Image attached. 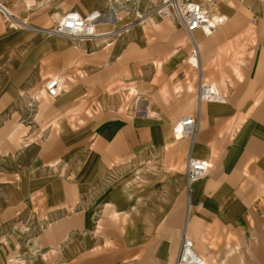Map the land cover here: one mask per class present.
Returning a JSON list of instances; mask_svg holds the SVG:
<instances>
[{"label": "crops", "instance_id": "0c3cea01", "mask_svg": "<svg viewBox=\"0 0 264 264\" xmlns=\"http://www.w3.org/2000/svg\"><path fill=\"white\" fill-rule=\"evenodd\" d=\"M0 2L27 24L10 27L0 11V264H175L184 236L208 264H264V0L213 6L227 22L195 31L201 69L187 61L184 32L157 16L127 43L35 30L68 11L114 9L119 18L97 27L115 31L149 0L129 10L111 0ZM56 75L63 92L34 98ZM201 79L227 102H199ZM122 86L138 88L135 103L157 116L99 112L95 102L116 101ZM187 116L198 132L177 139L172 128ZM189 153L213 163L190 188Z\"/></svg>", "mask_w": 264, "mask_h": 264}, {"label": "built area", "instance_id": "2783aa9c", "mask_svg": "<svg viewBox=\"0 0 264 264\" xmlns=\"http://www.w3.org/2000/svg\"><path fill=\"white\" fill-rule=\"evenodd\" d=\"M117 4H139V0H111ZM223 0H149L150 8L144 13L136 12V21L144 18L145 15L157 16L160 19H168L179 24L186 32L191 45L192 53L188 58V62L194 67L201 69L200 66V46L195 38V31L202 30L205 35L212 34L217 28L227 22V16L220 12H213V6ZM228 1H243V0H228ZM251 8V6H249ZM0 11L7 18L9 25L12 27L15 22L19 25L27 26L15 18L0 2ZM113 14L116 12L112 9ZM97 12H91L88 15H83L79 11L72 10L65 13L58 21L56 26L51 29L35 28L38 32L48 36H66L74 42H83L95 38H103L107 44L113 42L127 43L132 39L133 31L121 28L115 31L98 32L97 24L101 17H105L103 13L96 16ZM111 16L107 17L110 18ZM115 19L117 17L115 16ZM20 26L19 27H23ZM194 57L197 62H191ZM64 90L63 79L56 75L49 78L45 84L46 94L50 97H58ZM198 101L207 102H227V95L220 92L216 83L204 82L202 79L199 84ZM138 104V103H137ZM137 112L139 111L138 108ZM143 113L148 114L147 107L143 108ZM140 112V111H139ZM199 118L195 116H187L181 118L173 128L175 138L181 139L184 137L195 138L198 132ZM180 135V136H179ZM213 163L208 159L197 158L189 153L185 161V179L187 187L191 184L206 178ZM175 264H208L194 249L193 242L187 236L183 237L180 251Z\"/></svg>", "mask_w": 264, "mask_h": 264}, {"label": "rangeland", "instance_id": "374dc122", "mask_svg": "<svg viewBox=\"0 0 264 264\" xmlns=\"http://www.w3.org/2000/svg\"><path fill=\"white\" fill-rule=\"evenodd\" d=\"M9 5V7H10V4H8ZM120 6H122L123 7V9L124 10H129L130 8H134L135 7V5H134V3L133 4H131V3H129V5H127V4H125V5H120ZM11 8V10H13L14 12H15V14L17 13V11L11 6L10 7ZM89 14V13H88ZM88 14H85V15H88ZM126 14H128L126 11L124 12V13H120L119 15H121L122 16V18H123V16L124 15H126ZM17 15V14H16ZM148 16H153V15H145L144 16V18L143 19H145L146 17H148ZM135 20H137V19H135ZM135 20H133L132 22H129V23H127L128 25L129 24H131V23H133L134 25L132 26V28H130L129 29V31H131V30H135L136 28H139V27H142L143 25H139L138 24V22H135ZM138 20H141V19H138ZM145 23V22H144ZM144 23H142V24H144ZM170 24H172L175 28L177 27V28H179L180 30H182L183 32H184V36L186 37L185 39H186V41H187V44H190V46H191V49H192V45H191V42H190V40H189V38H188V36H187V34H186V32L184 31V29L179 25V24H177V23H175V22H173V21H171V22H169ZM127 24H125L122 28H126V25ZM11 27V26H10ZM12 27H19V25L15 22V25L14 26H12ZM119 30V29H118ZM98 31H100V30H98ZM137 90H139L138 88H134V87H129V86H122V89H121V93L119 94V97H116V101L117 102H119V103H117L116 101H114L113 99H112V95L110 94V97H111V99H106L105 100V103L103 102H101V103H98L97 101L95 102V104H97L98 105V108H99V112H102V109H106V108H110V109H114V106H120L121 107V109L123 110V111H126L127 113H129V114H132V116L133 115H136V114H142L143 112V108L145 107L144 105H140V104H138L137 105V103H135L136 102V100H135V97H134V95L136 94V91ZM113 91V90H112ZM140 91H144V87L142 88V90H140ZM41 95H43V96H48L47 94H46V91H45V88H42L41 89V92L40 93H38V94H34V98H37L38 96H41ZM94 99L96 100V97H94ZM31 100V99H30ZM31 102H33V100L31 101ZM95 104H93V105H95ZM93 105H92V103L90 104V112H89V116H91L92 117V114H93ZM141 106V111H140V108H138V106ZM26 106H30V105H28V104H26L25 105V107ZM33 106L35 107V104L34 103H32L31 104V106H30V108L31 109H33ZM136 108H138L139 109V111L137 112V109ZM27 111H28V107H27ZM153 111H155V109H153ZM155 112H157V110L155 111ZM150 116H154V114H151V115H149V117ZM157 116V115H156ZM160 116V115H159ZM33 120V117L32 118H25V120L24 121H26V122H30V121H32ZM86 122V119H83V121H82V123H85ZM173 129V128H172ZM33 154H34V152H31V154L30 155H32L33 156ZM87 154V152L85 153V155ZM150 155V154H149ZM149 155H148V157H149ZM82 157H84V156H82ZM81 157H79L78 158V160H81L80 159ZM147 158H145V156H143V159H142V162H143V165L141 166V167H138V170L139 171H144L143 173H145V164H146V162H147V160H146ZM155 161L157 160V158H153ZM153 160V161H154ZM155 163V162H154ZM156 165H157V163H155ZM113 172V171H112ZM117 174H119L118 172H117ZM109 177H110V175H109ZM112 177V176H111Z\"/></svg>", "mask_w": 264, "mask_h": 264}, {"label": "bare ground", "instance_id": "6f19581e", "mask_svg": "<svg viewBox=\"0 0 264 264\" xmlns=\"http://www.w3.org/2000/svg\"><path fill=\"white\" fill-rule=\"evenodd\" d=\"M139 3H141V0H139ZM11 13V12H10ZM12 14V13H11ZM99 14H101L100 12H97V14H96V16H99ZM111 17L110 18H112V19H115V16L117 17V18H119L118 17V15H117V13H115V14H112V15H110ZM150 17H152V16H148V17H146L145 19H141V20H139V21H137L138 22V24H142V23H144L145 22V20L147 19V18H150ZM105 18H107V16H103V17H101V19L99 20L100 22H101V20L102 19H105ZM20 26H23V23L22 24H19ZM134 24L133 23H131V24H127L126 25V28H124V29H130V28H132V26H133ZM97 31H98V27H97ZM99 32V31H98ZM190 61L191 62H194V63H196L197 62V60L194 58V57H192L191 59H190ZM138 108H140V111H141V106H138ZM149 108V107H148ZM147 108V109H148ZM151 114H154V116L156 115L153 111H151L150 109H148V116L149 115H151ZM180 136V135H179Z\"/></svg>", "mask_w": 264, "mask_h": 264}]
</instances>
